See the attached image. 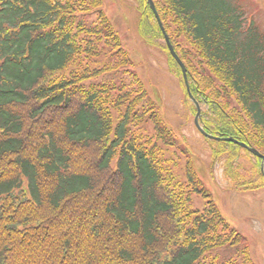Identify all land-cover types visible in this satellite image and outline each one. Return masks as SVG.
<instances>
[{
	"label": "trees",
	"instance_id": "trees-1",
	"mask_svg": "<svg viewBox=\"0 0 264 264\" xmlns=\"http://www.w3.org/2000/svg\"><path fill=\"white\" fill-rule=\"evenodd\" d=\"M139 1V35L167 51L185 89ZM153 2L204 130L264 153L255 10L246 0ZM102 4L0 0V264H252L248 240L222 217L188 146L147 100ZM126 72L130 85L119 81ZM145 116L149 141L135 123ZM216 144L214 160L234 175L241 147ZM252 184L245 189L264 187Z\"/></svg>",
	"mask_w": 264,
	"mask_h": 264
},
{
	"label": "rangeland",
	"instance_id": "rangeland-1",
	"mask_svg": "<svg viewBox=\"0 0 264 264\" xmlns=\"http://www.w3.org/2000/svg\"><path fill=\"white\" fill-rule=\"evenodd\" d=\"M139 2V0H103L102 7L123 49L132 61V73L143 84L147 100L154 101L161 118L175 135L178 143L188 146L196 174L210 192L222 217L248 240L252 264H264V187L245 189L246 186L254 185L252 183L259 181L264 183L259 178L260 173L263 175L262 172L247 152L255 155L241 148L232 176L225 173L223 161L214 160L213 151L220 149L216 144L220 141L212 138L208 140L195 127L196 111L193 112L190 108L187 92L185 93L186 86L184 89L179 78L170 70L167 51L161 47L148 45L138 33ZM246 4L255 10L254 17L264 29V0H246ZM169 55L171 56L170 53ZM124 76L125 79L120 78L119 81H122L123 85L132 84L131 75L126 72ZM137 86L138 83L134 88ZM143 110L137 114H141ZM147 116L135 121L146 129L141 136L142 141H149V132L152 128L145 121ZM247 128L251 130L249 125ZM251 147L264 155L262 151ZM192 202L195 208L202 207L200 204L203 203L198 196H193Z\"/></svg>",
	"mask_w": 264,
	"mask_h": 264
},
{
	"label": "water",
	"instance_id": "water-1",
	"mask_svg": "<svg viewBox=\"0 0 264 264\" xmlns=\"http://www.w3.org/2000/svg\"><path fill=\"white\" fill-rule=\"evenodd\" d=\"M148 2V5L150 7V9L152 10L157 22H158V25L163 33V36H164V39H165V42H166V46L168 48V51L169 53L171 54V56L173 57V59L177 62V64L180 66L181 68V71H182V75H183V79H184V82H185V86H186V92L190 98V101L194 104L195 108H196V114H195V117H194V124L196 126V128L198 129V131L205 137L207 138H212V139H215L217 141H228V142H233L235 144H238L239 146L247 149L248 151H250L251 153H253L255 156L261 158V172L264 174V155L260 154L257 150H255L254 148L250 147L249 145H247L246 143L244 142H241V141H238L232 137H218V136H213L209 133H207L204 128L201 126L200 122H199V119H200V107L198 105V103L196 102V100L193 98L191 92H190V89H189V86H188V82H187V74H186V68L184 66V64L182 63V61L180 60V58L177 56V54L175 53L169 39H168V36L166 35L165 31H164V28L162 26V23L160 21V18L158 16V13L156 11V8L154 6V3L152 0H147Z\"/></svg>",
	"mask_w": 264,
	"mask_h": 264
}]
</instances>
